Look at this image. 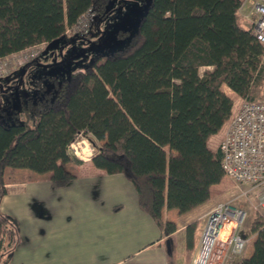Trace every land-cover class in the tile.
Segmentation results:
<instances>
[{"label": "trees", "instance_id": "16d2710c", "mask_svg": "<svg viewBox=\"0 0 264 264\" xmlns=\"http://www.w3.org/2000/svg\"><path fill=\"white\" fill-rule=\"evenodd\" d=\"M109 2L0 0V59L66 38L89 8L100 24ZM239 5L151 0L127 47L97 56L47 95L10 106L14 111L0 119V254L15 240L1 210L6 169L49 173L52 188L64 187L76 178L67 165L81 161L69 147L82 134L92 136L93 165L125 176L159 222L164 209L184 215L209 199L224 176L222 153L209 140L233 108L223 84L242 97L264 84V47L244 27ZM202 67L213 69L201 75ZM165 230L170 235L177 226L166 222ZM250 234L252 251L235 264H264V219ZM187 244H193L191 227Z\"/></svg>", "mask_w": 264, "mask_h": 264}, {"label": "crops", "instance_id": "0c3cea01", "mask_svg": "<svg viewBox=\"0 0 264 264\" xmlns=\"http://www.w3.org/2000/svg\"><path fill=\"white\" fill-rule=\"evenodd\" d=\"M243 25L250 28L245 19ZM23 67L19 72L25 71ZM254 88L251 87L250 98ZM223 91L233 101L232 113L249 98L240 96L226 84H223ZM227 127L228 121L210 138L212 150L218 149ZM89 161L85 171H72L76 178L66 186L54 189L48 182L50 194L39 197L38 226L31 219L32 215H23L25 223L29 224L24 231L33 241L18 249L9 247L6 250L11 251L8 264H173L169 243L178 253L176 264L194 263L206 215L216 205L213 189L217 185L211 187L209 199L200 206L184 215L164 209L159 222L140 206L137 190L125 176L107 174L97 169L91 159ZM9 188L7 186L8 191ZM166 222L175 223L177 230L168 235ZM198 223L202 226L197 237ZM190 227L194 242L189 247ZM249 238L245 256L252 251L255 235L250 234ZM185 251L190 253L186 260L181 257Z\"/></svg>", "mask_w": 264, "mask_h": 264}, {"label": "rangeland", "instance_id": "374dc122", "mask_svg": "<svg viewBox=\"0 0 264 264\" xmlns=\"http://www.w3.org/2000/svg\"><path fill=\"white\" fill-rule=\"evenodd\" d=\"M150 2L151 0H110L107 8L110 11L109 16L102 20L100 24L97 23L89 36L81 37L69 34L66 38L49 42L42 55L25 66L12 63L8 76L0 78V119H5L4 116L7 112L14 111L13 109L10 111V106L11 108H19L30 99L47 95L55 87L56 81L61 82L70 76L73 71L92 64L97 56L110 54L127 47L137 30L141 18L148 10ZM98 25H100L99 29ZM22 67L25 71L19 72ZM207 69L206 67L200 68V74L203 75ZM10 75L13 76L6 80ZM252 93L253 98L264 100V84L255 87ZM2 111L5 114H2ZM91 138V135H80L74 143L75 146L80 143L77 148L80 153L76 154L72 148L69 150V154L82 163L67 165L70 170L82 172L87 169L86 164L90 161H84V159L89 156L92 159L95 153L92 144L93 139ZM96 143L98 142L96 141ZM49 181V173L37 174L26 169H6L4 182L10 188L6 199L2 201V210L16 232L11 250L32 243V237L24 231L29 224L25 223L23 215L27 213L32 215L31 219L38 226L40 218L39 197L40 195L43 197L50 194L49 189H47L49 188ZM216 185L218 187L214 186L213 189L216 204L233 200L234 205L243 208L247 212L242 232L249 238L250 229L257 218L264 219L261 214H264V207L258 205L261 193L258 190H251L250 186L237 185L225 176ZM244 192L247 194H243ZM242 194L243 196H241ZM34 223L31 225L34 226ZM197 226L196 236L198 237L200 235L199 228L202 224L198 223ZM195 242L197 244V238H195ZM168 247L172 262L176 264L179 258L178 253L175 252L170 243ZM10 252L6 251L1 254L0 264H8ZM189 254V251H185L184 255L180 256L186 260ZM239 260H236V262Z\"/></svg>", "mask_w": 264, "mask_h": 264}, {"label": "built area", "instance_id": "2783aa9c", "mask_svg": "<svg viewBox=\"0 0 264 264\" xmlns=\"http://www.w3.org/2000/svg\"><path fill=\"white\" fill-rule=\"evenodd\" d=\"M239 12L249 23L255 39L264 47V0H240ZM97 20L96 11L89 8L74 26L67 29L66 34L89 36ZM47 45V42H42L1 58L0 78L8 76L12 63L26 65L37 59ZM74 143L69 150L72 148L78 154L80 143L77 146ZM218 148L222 153L224 176L237 185L258 190L261 193L258 205L264 207L263 99L249 97L243 100L239 110L231 114ZM246 218L247 212L234 205L233 200L217 203L206 215L199 253L193 264H232L242 259L250 241L242 232Z\"/></svg>", "mask_w": 264, "mask_h": 264}, {"label": "bare ground", "instance_id": "6f19581e", "mask_svg": "<svg viewBox=\"0 0 264 264\" xmlns=\"http://www.w3.org/2000/svg\"><path fill=\"white\" fill-rule=\"evenodd\" d=\"M77 148H78V146H77ZM78 153H80V152H78ZM82 153H83V150H82ZM85 159H87V158H85Z\"/></svg>", "mask_w": 264, "mask_h": 264}]
</instances>
